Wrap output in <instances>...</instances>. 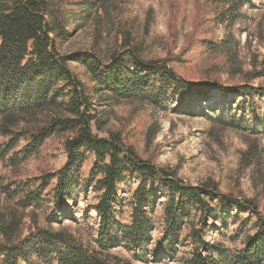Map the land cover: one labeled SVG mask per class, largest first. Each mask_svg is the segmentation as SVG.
Returning <instances> with one entry per match:
<instances>
[{"label": "trees", "instance_id": "obj_1", "mask_svg": "<svg viewBox=\"0 0 264 264\" xmlns=\"http://www.w3.org/2000/svg\"><path fill=\"white\" fill-rule=\"evenodd\" d=\"M111 1L116 0H84L82 6L92 9ZM252 5L253 0H204L201 27L227 31L222 40L205 38L196 48H231V31L250 19L245 9ZM66 15L62 0H0V136L5 139L0 164L17 170L56 137L65 139L67 158L60 170L25 181L6 182L0 175V200L8 212L0 210V264H135L161 255L176 259L180 253L179 264H264V206L256 199L222 192L213 181L188 184L175 170L140 157L120 133L108 132L107 138L94 133L107 125L106 112L96 110L99 101L102 106L138 102L157 107L174 100L184 106L207 103L219 93L248 100L254 128L262 127L264 135V87L230 85L214 72L198 81L183 79L170 60H147L127 40L122 52L109 57L89 51L63 54L72 36ZM73 64L85 68L92 89ZM29 120L31 128H20ZM89 162L87 173L83 168ZM127 183L136 185L129 198L120 189ZM90 192L97 198L91 209L99 218L95 249L64 230L20 234V211L55 217L72 208L76 196ZM159 208L163 231L153 247ZM212 229L217 232L209 239ZM120 248L130 251L131 259L114 254Z\"/></svg>", "mask_w": 264, "mask_h": 264}, {"label": "rangeland", "instance_id": "obj_2", "mask_svg": "<svg viewBox=\"0 0 264 264\" xmlns=\"http://www.w3.org/2000/svg\"><path fill=\"white\" fill-rule=\"evenodd\" d=\"M83 1L62 0L69 24L67 30L72 33L63 44V54L89 51L109 57L122 52L127 40L131 48L138 46L147 60H170L183 79L198 81L214 72L230 85L264 87V0H253L252 7L245 9L250 19L231 31V48L215 52L196 48L197 42L205 38L222 40L227 31L221 27L212 32L201 27L200 6L204 0H116L92 9H83ZM177 59L181 60L175 61ZM72 69L92 89L85 68L73 64ZM101 97V101L105 99V95ZM96 100L95 96L94 102ZM256 102L260 103L261 99L256 98ZM242 103L246 111L240 107ZM96 110L106 112L102 114L107 122L104 131L94 128V133L101 138H107L108 132H118L127 144L135 147L140 157L175 170L186 183L195 186L213 181L222 192L256 199L264 206V135L260 133L262 127L254 128L248 100L217 93L215 99L207 103L189 102L179 106L172 100L155 107L138 102L102 106L99 101ZM223 122L234 126L242 124L244 129L223 128ZM30 123V120L22 123L20 128H31ZM4 140L0 136V146ZM64 141L62 137L50 139L38 158L17 170L0 164V175L6 182H20L60 170L67 159ZM25 144V140L21 141L18 149ZM83 169L88 173L91 163L85 164ZM135 188L134 183L121 185L122 196L129 198ZM96 201L93 192L76 196L73 207L55 217L45 211H20V234L27 236L37 228L64 230L88 248L95 249L99 218L91 206ZM5 203L0 200V210L8 214ZM129 214L130 209H126L125 218ZM157 216L153 247L162 236L161 208ZM216 232L212 229L208 238H213ZM114 254L128 260L132 257L126 248L116 249ZM181 256L182 253L172 259L161 255L148 263L135 264H179ZM31 264L47 263L34 260Z\"/></svg>", "mask_w": 264, "mask_h": 264}]
</instances>
